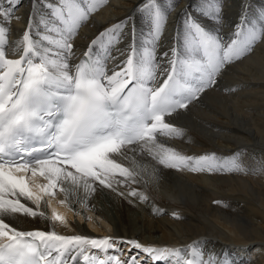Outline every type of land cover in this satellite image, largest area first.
<instances>
[{
	"label": "snow or ice",
	"instance_id": "6c2138e0",
	"mask_svg": "<svg viewBox=\"0 0 264 264\" xmlns=\"http://www.w3.org/2000/svg\"><path fill=\"white\" fill-rule=\"evenodd\" d=\"M20 2L6 0L5 6L0 0V264H233L213 254L205 261L196 241L155 247L54 228L21 230L14 221L43 218L67 227L64 215L55 209L47 215L41 204L50 207L62 194L58 204L84 205L98 188L123 197L119 189L125 187L128 196L148 202L133 187L145 176L156 178L145 159L194 173L245 171L237 154L189 156L170 142L185 136L173 122L176 115L264 42V10L250 19L245 9L225 36L219 29L222 0L204 2L201 14L213 17L217 29L184 12L172 42L161 50L170 10L158 0H142L145 31H126L125 19L78 52L79 29L106 0H33L26 29L12 41L10 24L19 19Z\"/></svg>",
	"mask_w": 264,
	"mask_h": 264
},
{
	"label": "bare ground",
	"instance_id": "6f19581e",
	"mask_svg": "<svg viewBox=\"0 0 264 264\" xmlns=\"http://www.w3.org/2000/svg\"><path fill=\"white\" fill-rule=\"evenodd\" d=\"M141 2L101 3L79 29L77 51L83 52L91 39L125 19L126 31L134 26L137 33L145 31L146 18L138 11ZM158 2L170 10L161 50L172 42L184 12L193 14L209 30L218 27L213 17L201 14L202 4L212 0ZM245 9L250 19L256 18L264 10V0H222L219 29L225 36L231 34ZM33 10V0H21L16 6L19 19L11 20L10 40L18 39L26 29ZM40 11L47 14L48 9L41 4ZM173 122L185 131L183 138L170 142L178 151L189 156L215 153L220 158L237 154L245 171L194 173L157 166L145 159L142 162L150 169L156 168V178L145 176L133 187L146 193L148 202L128 196L125 187L119 189L125 192L123 197L98 188L84 205H60L57 201L63 196L58 194L50 207L42 203L40 210L51 215L55 209L66 217L67 227L23 216L15 218L14 226L175 247L196 241L200 242L205 261L213 254L227 257L233 264H264V42H258L250 54L222 71L213 89L176 115ZM154 208L163 209V214H157ZM172 213H178L179 218Z\"/></svg>",
	"mask_w": 264,
	"mask_h": 264
}]
</instances>
